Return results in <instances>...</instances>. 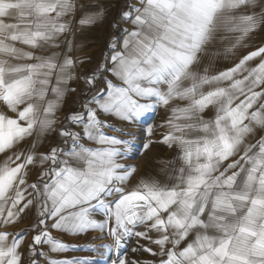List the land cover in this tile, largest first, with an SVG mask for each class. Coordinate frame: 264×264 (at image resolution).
Masks as SVG:
<instances>
[{
  "label": "snow or ice",
  "instance_id": "obj_1",
  "mask_svg": "<svg viewBox=\"0 0 264 264\" xmlns=\"http://www.w3.org/2000/svg\"><path fill=\"white\" fill-rule=\"evenodd\" d=\"M258 32L264 0H0V227L32 213L0 264H264V46L205 64ZM137 144L174 155L138 172ZM95 231L97 259L60 257Z\"/></svg>",
  "mask_w": 264,
  "mask_h": 264
},
{
  "label": "rangeland",
  "instance_id": "obj_2",
  "mask_svg": "<svg viewBox=\"0 0 264 264\" xmlns=\"http://www.w3.org/2000/svg\"><path fill=\"white\" fill-rule=\"evenodd\" d=\"M228 44V41L220 42L217 41L216 44L213 46L212 51H215L216 49H220V51H223L224 45ZM245 45L243 47H238L234 50V53H229L228 58L226 59L223 55H220L216 57L215 59H212L209 61L208 59L205 60V64L210 66V72L214 73L217 70H224L225 68L234 66V63H238L240 58H243L244 55H247L251 51H255L258 47L264 46V32H258L254 34L250 40L245 41ZM258 62V58L256 61H251L249 64L255 65V63ZM8 115H12L11 113H8ZM146 115L151 116H145L146 121L142 122L147 125H158L161 123L164 112L163 109H160L157 113H148ZM119 126V125H118ZM59 127V125H57ZM126 130V129H125ZM126 131H133V130H126ZM136 131V128H134V131ZM115 133H109V135H114ZM157 136H159V133H157ZM128 138V137H125ZM55 141H53L54 143ZM135 152H134V162L137 164L139 169L143 168L147 165V163L157 162L158 164V158H164L168 159L171 158L174 153L172 150L166 148L163 145H156L154 146L150 151H148L144 155H140V151L142 149L140 148V145L137 144ZM29 216L30 212L27 214V216L23 217V224H21V228L18 227H0V232H8L11 234H15L18 232H21L22 230L26 228H30L29 225ZM31 234V231H29V235ZM100 235L99 231L90 232L86 235H82L79 237H67L64 239V242L68 243L69 245H75L80 249L84 250H77V251H69L66 253L60 254L61 258H77V259H97V254L94 252H90L87 249L90 247H97L101 243H109V241H100L97 240L96 237ZM125 252V250H123Z\"/></svg>",
  "mask_w": 264,
  "mask_h": 264
},
{
  "label": "crops",
  "instance_id": "obj_3",
  "mask_svg": "<svg viewBox=\"0 0 264 264\" xmlns=\"http://www.w3.org/2000/svg\"><path fill=\"white\" fill-rule=\"evenodd\" d=\"M106 3H111V4H115L117 2L121 3L123 2V0H105ZM118 12V9L113 7L110 9V14L107 16L106 20L104 21L103 24H101L98 28H93L91 31H88L85 33V38L82 39L80 41V43L85 45V52L90 55L93 56V58H99L103 55V52L101 51L102 49H105L107 47V39H101V35L104 33H111V28H110V23L113 19V16ZM145 116H151V115H145ZM146 119L145 117L142 119V122H145ZM126 130H133L134 131V127L132 126H125ZM140 166H138V172H144L145 174L148 173H153L154 169H156L157 167H159V165L157 164V162H152V163H147V165L143 168H140ZM32 222V213L30 212V216H29V225ZM21 224H23V218L18 220L15 223H11L7 226L9 227H18L21 228ZM6 227V226H4ZM67 237H64V239ZM31 239V234L25 237V243H27L28 240ZM140 243H146V241H141ZM138 247V243H137V238L136 237H132L130 240L127 241L126 243V248L123 249L125 250V254L131 258L133 255H135L137 258L141 259V260H150L152 259V257L148 254V253H143L142 250L141 251H137L136 253L132 252L133 248Z\"/></svg>",
  "mask_w": 264,
  "mask_h": 264
}]
</instances>
